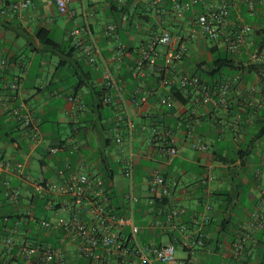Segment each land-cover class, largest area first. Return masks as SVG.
<instances>
[{
    "label": "crops",
    "instance_id": "1",
    "mask_svg": "<svg viewBox=\"0 0 264 264\" xmlns=\"http://www.w3.org/2000/svg\"><path fill=\"white\" fill-rule=\"evenodd\" d=\"M18 1L0 0V11ZM31 1L33 5L26 12H0V60L9 63L0 72V91L11 98L6 99L8 105L25 104L40 131L39 142L31 144L0 106V159L23 165L22 173L8 168L0 175V186L7 182L21 195L15 206L5 197L0 199V218L30 217L29 225L21 217L7 229L0 227V238L12 236L14 245H19L28 243L29 238L37 235L48 214L40 201L32 196L29 182L38 179L59 182V170H66V174L107 175L116 191L123 193L125 190L113 131L120 107L117 102L110 107L99 104L103 91L99 72L87 63L76 46L77 40L70 36L74 29L87 25L105 58L110 59L120 48L125 50L120 63L112 64L124 96L129 97L139 86L148 93L146 104L129 109L134 124V182L139 204L142 202L150 207L148 177L157 169L172 191L166 210H179L167 226L158 228L150 226L154 218L152 209L146 211L142 218L145 226H139L141 232L145 230L142 240L157 246V241L166 238L168 244L185 253V258L194 257L196 264H232L231 241L236 240L253 214L264 215V135L260 133L264 126V73L260 77L251 68L256 64L249 60V53L261 45L264 37V2L227 0L231 29L226 37L212 43L191 35L192 29L187 24L205 11L202 4L195 5L178 19L172 13V0H160L158 5L156 0H72L69 5L71 15L59 14L52 0ZM249 1L253 3L252 11L247 7ZM219 2L211 0L208 6H216ZM161 7L171 11L170 18L159 13ZM111 24L117 29L104 36L103 30ZM245 25L252 29L246 43L236 54L229 53L226 40L232 39V33ZM40 29L48 31L53 42L66 49L65 53L73 51L72 57L67 59L68 64L59 66L64 56L37 40ZM164 31L171 32L175 46L184 43L188 47L187 57L178 65L179 71L194 74L201 68L209 72L210 52L214 47L234 59V71L223 72L219 80L206 79L208 84L212 82V86L218 87L226 80L239 77L223 98L222 105H195V97L183 98L178 94L181 97L178 98L172 88L169 93L174 95V103L171 108H166L160 104L166 89L160 88L149 76L143 79L132 77L130 70L135 65L140 47ZM158 51L162 54L164 49ZM79 62L92 71L95 91L86 87L76 90ZM12 83L17 84L14 93L4 90ZM70 97L74 102H69ZM80 102L85 104V109L79 108ZM192 110L195 114H191ZM63 125L68 128L67 134L61 133ZM155 126L171 128L175 133L178 155L170 163L158 150L168 143L153 141L151 128ZM121 132L124 134V129ZM197 137L207 146L203 152H197L191 146ZM63 143L67 145L66 150L55 155L50 153ZM73 145L79 148L78 152L73 151ZM34 161L38 165L37 171L32 167ZM41 214L44 215L42 218L39 217ZM158 219L165 224L164 216ZM199 240L204 243L202 247L195 243ZM253 241H258L256 249L263 251L264 231L255 232ZM256 249L251 253L252 259L247 258L251 263H258ZM12 250L1 249L0 264H18L21 259ZM65 253L66 264H79L74 248L67 247Z\"/></svg>",
    "mask_w": 264,
    "mask_h": 264
},
{
    "label": "built area",
    "instance_id": "2",
    "mask_svg": "<svg viewBox=\"0 0 264 264\" xmlns=\"http://www.w3.org/2000/svg\"><path fill=\"white\" fill-rule=\"evenodd\" d=\"M211 0H172V13L174 17L182 19L184 14L193 9L195 5L202 4L205 11L193 17L187 22L192 29L191 35L215 43L227 36L231 29L229 20L228 2L220 0L216 6H208ZM264 2V0H261ZM59 14H69V5L72 0H52ZM121 2V0H119ZM156 0L155 4H159ZM31 0H20L1 9V14L23 13L32 7ZM250 11L253 3L247 2ZM159 13L165 18H170L171 11L165 7L159 9ZM117 29L115 24L105 27L104 36H109ZM252 32L250 26L245 25L232 33V39L226 40V49L231 54H236L239 48L247 41V35ZM70 36L76 39V46L80 49L87 63L97 69L101 79L102 94L99 104L103 107L114 106L118 103L121 112L116 115L115 152L119 154L121 177L126 187L123 193L114 188L111 180L105 176L89 175L87 173H69L59 170V182H47L36 180L29 182L31 194L42 203V208L51 217L44 218L41 228L44 237L54 236L55 241H60L61 246L51 248L44 245L22 243L17 245V256L22 264H66L67 247L74 248L77 259L83 264H196L194 257L178 258L176 248L172 244L155 246L143 244L139 235L141 228L135 224L136 206L140 198L136 195L134 182L136 154L133 149L134 124L130 119V107H139L148 102V93L139 86L129 97H125L118 79L115 76L113 63L118 64L125 55V50L120 48L110 58L101 55L94 35L89 27L83 26L71 31ZM261 45L249 53V60L256 65L264 64V37ZM175 39L171 32L164 31L153 37L139 49L138 56L130 74L135 79L144 76L153 78L160 88L167 93L160 98V104L171 108L174 103V95L170 89L180 94L183 98L195 97V105L220 106L223 98L228 95L232 87L239 81V77L226 80L218 87L210 86L198 75L178 70V65L188 55V47L182 43L175 46ZM163 48L161 54L158 49ZM8 62L0 60V72L8 67ZM149 73V74H148ZM148 74V75H147ZM10 93L17 90V84L12 83L4 89ZM15 98V97H14ZM4 91H0V106L23 131L31 144H37L40 140L38 124L29 108L18 102L15 106L8 105ZM69 102H74L70 97ZM80 109H85L84 103H79ZM191 114H195L192 110ZM124 129V134H122ZM151 135L155 143L167 142V146L158 148L166 162L170 163L178 155L177 140L171 128L152 127ZM72 145V144H71ZM197 152H203L207 146L200 138H194L191 144ZM73 151L78 152V147L73 145ZM66 143L50 150L52 155L66 150ZM8 168L17 173H22V163H10L0 159V175ZM6 192L4 196L12 205L20 200V191L15 187L4 184ZM149 205L153 206L157 200L160 206L157 211L165 217V224L158 218H153L152 227L167 226L178 215L179 210H166L167 202L172 198L171 188L167 185L165 177L157 170H152L148 177L147 188ZM166 201V204L162 202ZM162 203V205H161ZM206 210L210 208L206 206ZM156 210L152 209V213ZM207 217L205 222H207ZM10 220L7 217L0 218V227L5 226ZM257 231H264V215L256 213L251 216L249 222L242 228L235 241L229 245L232 264H259L251 263L254 249L258 247V241H253V235ZM12 236L0 238V251L3 247L14 246ZM196 245L203 246V241H195ZM251 259H247V258Z\"/></svg>",
    "mask_w": 264,
    "mask_h": 264
},
{
    "label": "trees",
    "instance_id": "3",
    "mask_svg": "<svg viewBox=\"0 0 264 264\" xmlns=\"http://www.w3.org/2000/svg\"><path fill=\"white\" fill-rule=\"evenodd\" d=\"M36 38L39 42H41L45 47L47 48H50V49H53L56 53L57 52H60L61 56L63 55L64 58L63 60L59 63V66H65L66 64H68L67 62V59L71 58L72 57V53L73 51H71L70 53H65V48H61L60 46L56 45L53 40L50 38V33L44 29H40L37 31V34H36ZM211 63L209 64V67H210V71L207 72L203 69H199L198 71H195V75H198L200 76L201 78H203L205 81L206 79H209V81L213 80V79H222V74L223 72L225 73H229V72H232L235 70V67H234V59L229 55V54H226V53H219L218 50L216 49V47L214 48H211ZM83 62H79L78 63V68H79V72H80V76H79V83L78 85L76 86V90L77 89H80V88H83V87H86V88H90L91 90H96L94 88V83H93V75H92V71L90 70V68H86L83 66ZM252 69L255 70V72H257L259 74L260 77H263V73H264V64L262 65H253L251 67ZM128 76V75H127ZM129 79H131L129 76H128ZM216 80V81H218ZM208 83V82H207ZM209 85L212 86V82L210 83L209 82ZM95 94H97V92H95ZM177 96L178 98H181L178 93H177ZM260 133L262 135H264V126L262 127ZM107 175H105L106 177ZM166 201H163L162 203L163 204H166L165 203ZM41 203V202H40ZM161 203V205H162ZM42 204V203H41ZM160 206V204L158 203L157 200L154 201V204L153 206H148V205H142V202L140 204H138L136 206V215H135V224L138 225V226H145V222L142 221V218L144 217V214L146 211H150L151 209L153 210H156L154 214V218H160L162 217L163 215L161 213H159L157 211L158 207ZM152 215V213H151ZM21 217L24 218V223L26 225H29L30 222L28 221L29 220V216L27 215H22V216H19V215H14V216H7V218L10 220L5 226H1V229L4 230V229H7L9 226H11L12 224L16 223V221H18ZM44 232L43 230H39V232L37 233V235L35 237H31L29 238L31 241H29L28 243L29 244H35V245H44V246H49L51 248H58L61 246V243L60 241H55V238L54 236H51V237H48V238H45L43 236ZM141 240L144 238V235H145V230H143V232H141ZM142 243L143 244H148L149 241H144L142 240ZM260 243V242H259ZM157 246H160V243L157 244ZM17 245H14L12 247V253L14 254H17ZM257 250V249H256ZM257 262L259 264H264V249L262 251V249H258L257 250ZM18 264H22L23 261L20 260V261H17ZM79 264H83L81 261H79Z\"/></svg>",
    "mask_w": 264,
    "mask_h": 264
},
{
    "label": "rangeland",
    "instance_id": "4",
    "mask_svg": "<svg viewBox=\"0 0 264 264\" xmlns=\"http://www.w3.org/2000/svg\"><path fill=\"white\" fill-rule=\"evenodd\" d=\"M132 10V9H131ZM131 10H130V13H131ZM67 132H68V128L66 127V126H62L61 127V133L62 134H67ZM32 167H33V169L34 170H38V165H37V163H36V161H34V163H33V165H32ZM5 183H7V182H5ZM4 183V184H5ZM9 186H11L9 183H7ZM11 187H13V186H11ZM5 192H6V189H5V185H3V186H0V199H3L5 196H4V194H5ZM5 200L6 201H8L7 199H6V197H5ZM44 215L43 214H41V215H39V217H43ZM51 217V215L50 214H48V218H50ZM40 229H41V227H40ZM167 239L166 238H163L162 239V241H157V244L158 243H161V244H163V245H165V244H168V242L169 241H166ZM176 256L178 257V258H185V253L184 252H181L179 249H177L176 248ZM70 258H73L72 256H70ZM79 261V260H78ZM74 263V262H73ZM72 262L70 263V264H73Z\"/></svg>",
    "mask_w": 264,
    "mask_h": 264
}]
</instances>
